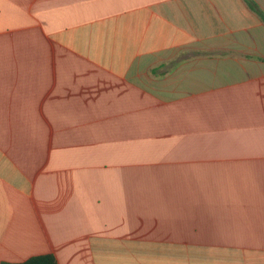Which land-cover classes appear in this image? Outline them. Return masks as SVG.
<instances>
[{
	"label": "crops",
	"instance_id": "obj_1",
	"mask_svg": "<svg viewBox=\"0 0 264 264\" xmlns=\"http://www.w3.org/2000/svg\"><path fill=\"white\" fill-rule=\"evenodd\" d=\"M264 0H0V264H264Z\"/></svg>",
	"mask_w": 264,
	"mask_h": 264
},
{
	"label": "trees",
	"instance_id": "obj_2",
	"mask_svg": "<svg viewBox=\"0 0 264 264\" xmlns=\"http://www.w3.org/2000/svg\"><path fill=\"white\" fill-rule=\"evenodd\" d=\"M250 4L260 14V16L264 20V12H262L254 2L250 1ZM2 264H58V262L53 255L46 254V255H39V256L31 257L28 260L21 262V263L3 262Z\"/></svg>",
	"mask_w": 264,
	"mask_h": 264
}]
</instances>
